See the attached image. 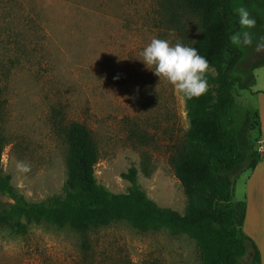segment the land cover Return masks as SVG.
Segmentation results:
<instances>
[{
    "label": "rangeland",
    "instance_id": "1",
    "mask_svg": "<svg viewBox=\"0 0 264 264\" xmlns=\"http://www.w3.org/2000/svg\"><path fill=\"white\" fill-rule=\"evenodd\" d=\"M233 3L235 15L247 8L256 25L252 47L237 43L240 25L230 35L235 50L225 67L255 83L233 95L239 111L258 113L250 142L264 155V95L256 94L264 90V53L254 50L264 8ZM200 32L182 0H0V165L16 191L30 202L60 194L68 178L63 128L77 122L96 142L99 185L124 193L121 174L134 167L148 198L183 214L186 198L170 159L188 129L184 96L141 53L154 37L191 46ZM20 162L30 170L20 171ZM248 261L246 254L236 264ZM201 263L195 241L165 228L143 232L116 221L81 233L40 223L16 236L0 226V264Z\"/></svg>",
    "mask_w": 264,
    "mask_h": 264
},
{
    "label": "trees",
    "instance_id": "2",
    "mask_svg": "<svg viewBox=\"0 0 264 264\" xmlns=\"http://www.w3.org/2000/svg\"><path fill=\"white\" fill-rule=\"evenodd\" d=\"M233 1L182 0L201 23L200 35L190 47L209 62L207 92L199 98L184 97L188 129L184 143L170 159L186 198L183 214L148 198L137 183L134 167L121 174L129 183L124 193L115 194L99 185L94 176L99 156L96 142L86 126L71 122L63 128L68 178L60 194L40 202L27 201L0 165V226L25 236L29 226L40 223L84 233L125 221L143 232L165 228L186 235L197 244L201 264H236L246 254L247 264H260L256 246L237 235L233 202L240 175L254 170L264 157L250 142V132L259 125L258 113L239 111L233 95L235 89L247 90L255 83L245 84L225 67L227 53L235 50L230 35L239 26ZM243 1L264 8V0ZM256 94L264 95V90ZM1 152L0 139V157Z\"/></svg>",
    "mask_w": 264,
    "mask_h": 264
},
{
    "label": "clouds",
    "instance_id": "3",
    "mask_svg": "<svg viewBox=\"0 0 264 264\" xmlns=\"http://www.w3.org/2000/svg\"><path fill=\"white\" fill-rule=\"evenodd\" d=\"M238 23L243 31L237 36V43L245 47H252L254 37L251 29L256 21L247 8L241 7L237 11ZM254 50L264 53V36L255 42ZM142 62L153 71L159 80H165L173 90L187 99L199 98L208 90L206 74L209 62L201 56L194 47L186 46L180 41L175 44L167 39L152 38L143 48ZM22 172L29 171V166L23 162L18 164Z\"/></svg>",
    "mask_w": 264,
    "mask_h": 264
},
{
    "label": "crops",
    "instance_id": "4",
    "mask_svg": "<svg viewBox=\"0 0 264 264\" xmlns=\"http://www.w3.org/2000/svg\"><path fill=\"white\" fill-rule=\"evenodd\" d=\"M262 112L260 111V114ZM233 202L237 208V235L247 237L256 246L260 264H264L263 160L259 161L254 170L241 174L234 187Z\"/></svg>",
    "mask_w": 264,
    "mask_h": 264
}]
</instances>
